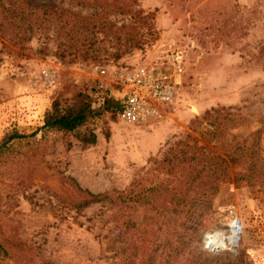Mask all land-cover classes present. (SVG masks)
I'll use <instances>...</instances> for the list:
<instances>
[{"label":"rangeland","instance_id":"obj_1","mask_svg":"<svg viewBox=\"0 0 264 264\" xmlns=\"http://www.w3.org/2000/svg\"><path fill=\"white\" fill-rule=\"evenodd\" d=\"M135 1L152 15L156 36L119 57L114 46L98 44L88 59L60 60L50 31L30 32L21 47L0 37V139L10 131L25 134L0 157V243L6 252L0 264H141L143 243L158 228L157 216L141 204L143 185L161 179L155 165L166 146L211 108L231 114L225 136L232 141L264 121V0ZM170 53L182 57V73L160 119L131 125L101 113L72 132L40 130L54 100L64 105L77 92H91L95 67L153 63ZM88 132L95 142L83 145L78 136ZM262 168L252 187H220L195 239L201 255L228 251L238 257L235 264H264ZM67 178L109 199L77 211ZM116 192L133 200H120ZM124 219L131 226L122 242ZM206 244L217 248L209 251Z\"/></svg>","mask_w":264,"mask_h":264},{"label":"trees","instance_id":"obj_2","mask_svg":"<svg viewBox=\"0 0 264 264\" xmlns=\"http://www.w3.org/2000/svg\"><path fill=\"white\" fill-rule=\"evenodd\" d=\"M34 30L50 31L53 41H58L54 55L68 61L92 57L98 44L114 46L113 54L119 57L122 52L140 50L147 37L155 39L156 36L152 15L143 13L135 0H68L66 5L52 0H0L1 38L21 47ZM94 102L92 96L79 92L64 105L54 100L44 111L40 130L72 132L101 113L116 116L118 104L113 99L103 98L98 107H92ZM230 122L232 116L226 110L211 108L191 122L190 132L169 143L162 152L155 165L162 177L158 183L144 184L141 195V204L157 216L155 220L151 217L158 225L150 241L143 243L141 264L236 263L238 257L228 251L201 255L195 245L220 187H252L263 171L260 137L264 133V121L238 141L225 136ZM196 132L197 137L191 135ZM24 136L16 131L3 134L0 157L8 150L9 143ZM78 140L83 145H92L95 136L88 132L78 136ZM66 181L76 195L72 207L77 211L109 199L106 195L82 190L72 178ZM116 197L133 200L126 192H116ZM159 215L163 221H159ZM130 226L128 220L122 221L121 241L128 238ZM5 254L0 243V255Z\"/></svg>","mask_w":264,"mask_h":264},{"label":"built area","instance_id":"obj_3","mask_svg":"<svg viewBox=\"0 0 264 264\" xmlns=\"http://www.w3.org/2000/svg\"><path fill=\"white\" fill-rule=\"evenodd\" d=\"M182 57L170 53L158 61L141 65L97 66L96 84L89 95L98 107L103 98L118 104L117 117L127 124L145 125L160 119L173 103L182 73Z\"/></svg>","mask_w":264,"mask_h":264},{"label":"water","instance_id":"obj_4","mask_svg":"<svg viewBox=\"0 0 264 264\" xmlns=\"http://www.w3.org/2000/svg\"><path fill=\"white\" fill-rule=\"evenodd\" d=\"M238 240V229H235V235H234V240L233 243L231 244L232 246L236 244V241ZM206 248L211 251V249H215L217 248V246H213V245H208L206 244Z\"/></svg>","mask_w":264,"mask_h":264},{"label":"bare ground","instance_id":"obj_5","mask_svg":"<svg viewBox=\"0 0 264 264\" xmlns=\"http://www.w3.org/2000/svg\"><path fill=\"white\" fill-rule=\"evenodd\" d=\"M239 234V233H238Z\"/></svg>","mask_w":264,"mask_h":264}]
</instances>
